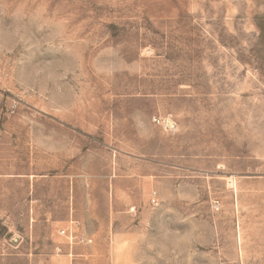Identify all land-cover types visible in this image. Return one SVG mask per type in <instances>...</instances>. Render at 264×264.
Wrapping results in <instances>:
<instances>
[{"label": "rangeland", "instance_id": "374dc122", "mask_svg": "<svg viewBox=\"0 0 264 264\" xmlns=\"http://www.w3.org/2000/svg\"><path fill=\"white\" fill-rule=\"evenodd\" d=\"M0 94V264H264V0H0Z\"/></svg>", "mask_w": 264, "mask_h": 264}, {"label": "built area", "instance_id": "2783aa9c", "mask_svg": "<svg viewBox=\"0 0 264 264\" xmlns=\"http://www.w3.org/2000/svg\"><path fill=\"white\" fill-rule=\"evenodd\" d=\"M2 99V94H0V100ZM62 234H67V230L66 229H62L61 230ZM83 240H85V238H82Z\"/></svg>", "mask_w": 264, "mask_h": 264}]
</instances>
